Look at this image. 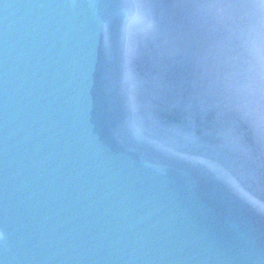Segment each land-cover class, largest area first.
<instances>
[{"label":"water","instance_id":"obj_1","mask_svg":"<svg viewBox=\"0 0 264 264\" xmlns=\"http://www.w3.org/2000/svg\"><path fill=\"white\" fill-rule=\"evenodd\" d=\"M258 2L0 0V264H264Z\"/></svg>","mask_w":264,"mask_h":264},{"label":"clouds","instance_id":"obj_2","mask_svg":"<svg viewBox=\"0 0 264 264\" xmlns=\"http://www.w3.org/2000/svg\"><path fill=\"white\" fill-rule=\"evenodd\" d=\"M257 19L264 24V0H259L250 6ZM259 37V33H257ZM251 51L254 55V65L252 67V78L250 83L246 86V90L252 94L255 99V109L257 113L256 119L253 122L254 129L257 134V142L262 151H264V42L260 39L254 40L251 44ZM134 138L138 141H150L152 138L148 134V129L140 122H134L132 125ZM170 135L174 137L175 145L168 146L163 150L167 154H174L177 147L183 146L186 148L195 149L198 144V138L189 132L180 130L179 128L169 129ZM159 147L158 145H154ZM196 163L195 161H191ZM147 167H156L150 162L145 161ZM157 171L163 173V168H157ZM216 175L223 176L227 170L220 172L219 168L213 170ZM2 235V234H0Z\"/></svg>","mask_w":264,"mask_h":264}]
</instances>
